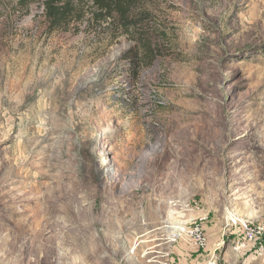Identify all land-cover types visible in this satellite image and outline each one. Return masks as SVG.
I'll use <instances>...</instances> for the list:
<instances>
[{"label": "rangeland", "instance_id": "rangeland-1", "mask_svg": "<svg viewBox=\"0 0 264 264\" xmlns=\"http://www.w3.org/2000/svg\"><path fill=\"white\" fill-rule=\"evenodd\" d=\"M44 1L0 0V264H264L233 224L264 223V0H134L128 33Z\"/></svg>", "mask_w": 264, "mask_h": 264}, {"label": "trees", "instance_id": "trees-1", "mask_svg": "<svg viewBox=\"0 0 264 264\" xmlns=\"http://www.w3.org/2000/svg\"><path fill=\"white\" fill-rule=\"evenodd\" d=\"M86 3L91 4V19L99 17L105 21L113 20L127 33L135 30L139 25V21L136 19L134 0H87ZM82 4L81 0H45L49 29L55 31L67 28L70 24L67 18L75 14L84 15ZM129 38L134 42V45L125 56L130 61L134 77L138 78L140 70L152 64L155 58L154 52H158V49L157 47L153 48L152 40L148 37Z\"/></svg>", "mask_w": 264, "mask_h": 264}, {"label": "built area", "instance_id": "built-area-1", "mask_svg": "<svg viewBox=\"0 0 264 264\" xmlns=\"http://www.w3.org/2000/svg\"><path fill=\"white\" fill-rule=\"evenodd\" d=\"M182 206L185 211L200 209L199 203L194 200L185 202ZM199 220H193L192 225H190L188 229L186 224L183 231L188 232V236L192 239L193 245L205 247L207 245V241L202 232V225ZM233 224L235 226L236 232H239V228L242 231L240 234V239L236 241L234 246L235 250L241 251L248 248L249 246H253L254 254L260 258L264 257V223H255L251 222L250 220H240L233 221Z\"/></svg>", "mask_w": 264, "mask_h": 264}, {"label": "crops", "instance_id": "crops-1", "mask_svg": "<svg viewBox=\"0 0 264 264\" xmlns=\"http://www.w3.org/2000/svg\"><path fill=\"white\" fill-rule=\"evenodd\" d=\"M181 250L182 249L179 248V247H176V249H175L176 253L179 254V255L181 254ZM186 250L188 251L186 253V256L190 260V263L191 264H195L194 261L198 260L202 256V252H200L199 249L194 248L192 246H190V248L189 249H186ZM252 250H253V248L250 246V247H248L246 249H243V250L239 251L237 254H238V256H240V254L242 256H247V255L252 256L253 255Z\"/></svg>", "mask_w": 264, "mask_h": 264}, {"label": "bare ground", "instance_id": "bare-ground-1", "mask_svg": "<svg viewBox=\"0 0 264 264\" xmlns=\"http://www.w3.org/2000/svg\"><path fill=\"white\" fill-rule=\"evenodd\" d=\"M181 221V220H180ZM182 230H184V226H183V224H180V225H178L175 229H174V231L176 232H178V231H182Z\"/></svg>", "mask_w": 264, "mask_h": 264}]
</instances>
